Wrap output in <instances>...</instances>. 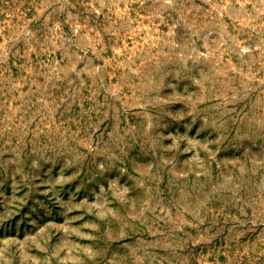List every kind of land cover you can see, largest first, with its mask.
Wrapping results in <instances>:
<instances>
[{
    "label": "rangeland",
    "instance_id": "rangeland-1",
    "mask_svg": "<svg viewBox=\"0 0 264 264\" xmlns=\"http://www.w3.org/2000/svg\"><path fill=\"white\" fill-rule=\"evenodd\" d=\"M0 264H264V0H0Z\"/></svg>",
    "mask_w": 264,
    "mask_h": 264
}]
</instances>
